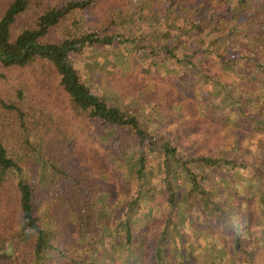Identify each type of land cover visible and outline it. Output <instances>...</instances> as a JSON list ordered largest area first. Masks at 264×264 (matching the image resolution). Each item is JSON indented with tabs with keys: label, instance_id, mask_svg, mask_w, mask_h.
Instances as JSON below:
<instances>
[{
	"label": "trees",
	"instance_id": "obj_1",
	"mask_svg": "<svg viewBox=\"0 0 264 264\" xmlns=\"http://www.w3.org/2000/svg\"><path fill=\"white\" fill-rule=\"evenodd\" d=\"M129 1L0 0V264H264L245 223L264 218V0ZM121 10L140 44L94 29ZM128 41L195 89L183 120L177 92L152 130L79 72ZM166 113L206 147L173 143Z\"/></svg>",
	"mask_w": 264,
	"mask_h": 264
},
{
	"label": "rangeland",
	"instance_id": "obj_2",
	"mask_svg": "<svg viewBox=\"0 0 264 264\" xmlns=\"http://www.w3.org/2000/svg\"><path fill=\"white\" fill-rule=\"evenodd\" d=\"M140 1L141 0H130L128 3L129 5L134 6L136 16H138L139 14L140 16H142L141 14L143 15L146 14L147 7H145L144 10L141 11L143 6L145 5L141 4ZM111 13L112 12L103 14L101 17L98 18L96 25L97 28H94V29H98L96 30L97 33L99 35H102L104 33L107 34L120 27V30H126L128 34L133 32L135 34V38H134L135 44L136 45L140 44L142 36H144L142 33L143 30L141 29V26L138 25L134 26L132 24L133 23L132 20L129 22L131 25L127 24L126 26H124V24L121 22V19L127 18L126 16L127 12L125 10H121L120 12H118L120 13L119 15L121 18L115 16V13L112 14ZM143 22L145 21L143 20ZM89 27L90 26L88 23L81 20L79 24H77L74 27L73 32H80V31L83 32L86 30H90ZM145 27L147 31H150L149 25H146ZM154 28L155 30H153V33L156 35L158 28L157 26ZM149 38L151 39V37ZM160 40L161 39L157 38V35L154 37V41H156L155 43H159ZM125 44H124V48H120V52L121 54L124 53L125 56L123 57L125 59L120 58L118 64L110 63V62L108 63L107 59H105L104 57H101L100 59L93 57V62L100 64H93V65L88 64L86 68L80 69L79 72L92 86V88L101 89L102 94L108 98L110 103L118 102L121 104L124 103L127 104L132 111L136 112L139 115L141 122L147 123L148 128L152 130L157 126L156 120L158 121L162 120L163 115L165 113L164 110L169 112V104L170 103L172 104V95H174L175 92H177L176 94L177 98H175L174 104L172 105L171 108H173V116L178 120H183L186 117V115L183 114L184 111H181L183 109L181 108L180 105H182V101L185 100V103L183 105L189 110L192 109L193 104L190 101L192 98L190 97L189 94H192L193 96L195 89H192V86L190 87L189 85L184 84V86L181 89L174 91V88H179L181 83L184 82H181V80L178 79L176 73L174 74L167 72L170 69L171 62L165 61L164 50L163 51L157 50L158 54L156 56H153L151 54H146L145 53L146 51H142V50L139 51L138 46H135L134 48H136L139 52L137 51L135 53L134 55L135 57L133 59V52L128 50V48H132V46L129 45V41ZM114 47H116V45H114ZM183 47H184L183 45L179 46L180 51L184 50ZM185 49L188 48L186 47ZM86 56H87L86 54L74 55L75 63L80 65V67L82 65H86L89 59L88 56L87 57ZM106 57L110 59L109 56L106 55ZM112 60H113L112 62H114V59ZM152 61H155L156 63L154 62L152 63ZM155 68H159L157 69L158 71H156ZM198 76L200 77V79L202 78L201 73ZM199 91H200V95L198 97V102L200 103L198 104L201 105L202 108L203 107L206 108L208 107L207 99L205 98L206 96H204L205 94L202 93L200 88ZM161 95L165 97V102L167 105L165 106L166 107L165 109L162 108L163 106L162 100L160 99ZM214 107L217 109L219 106L216 105ZM166 115H167L166 118L171 120V118L168 116L167 113ZM165 122L168 123L167 121ZM169 127H171L172 129L173 127H176L175 130L181 128L184 129L181 130V132L178 131L174 132L173 143L179 145L180 143H182L181 140H183V138L186 139V137H188L187 139L188 143H186L185 145L187 146V149L189 150L192 148L197 149L198 142L202 149L206 147L205 143L207 142L201 140V136L195 135V133L192 130L193 127L189 125L187 126L186 124H183L181 122L177 123V121L174 119L171 120V125H169ZM229 135H232V133ZM33 142H36V139H34ZM226 142L229 143L228 140Z\"/></svg>",
	"mask_w": 264,
	"mask_h": 264
},
{
	"label": "crops",
	"instance_id": "obj_3",
	"mask_svg": "<svg viewBox=\"0 0 264 264\" xmlns=\"http://www.w3.org/2000/svg\"><path fill=\"white\" fill-rule=\"evenodd\" d=\"M249 25V24H248ZM258 212L254 213V217H252L250 219V217H247L245 219V223L248 225L250 222V225L253 223V221L257 220V224L254 227V232H252L254 235L257 232V237L256 238H260V245H261V249L256 250L255 252V257H264V218L262 217L261 219L257 216ZM251 233V234H252ZM250 243V242H249ZM252 245V244H251ZM251 247L250 244L246 245V250H248V248ZM249 251V250H248ZM242 253V252H241ZM242 255L244 256V254L242 253Z\"/></svg>",
	"mask_w": 264,
	"mask_h": 264
}]
</instances>
